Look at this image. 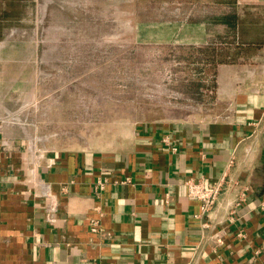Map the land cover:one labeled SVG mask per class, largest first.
Segmentation results:
<instances>
[{"label": "crops", "instance_id": "1", "mask_svg": "<svg viewBox=\"0 0 264 264\" xmlns=\"http://www.w3.org/2000/svg\"><path fill=\"white\" fill-rule=\"evenodd\" d=\"M201 66L197 106L134 125L123 147L67 146L0 121V264H264V46L249 63ZM231 160L198 220L183 181L212 186Z\"/></svg>", "mask_w": 264, "mask_h": 264}, {"label": "rangeland", "instance_id": "2", "mask_svg": "<svg viewBox=\"0 0 264 264\" xmlns=\"http://www.w3.org/2000/svg\"><path fill=\"white\" fill-rule=\"evenodd\" d=\"M18 9L0 39V121L99 150L197 106L202 61L236 54L222 18L240 16L243 40L264 34V0H22Z\"/></svg>", "mask_w": 264, "mask_h": 264}, {"label": "built area", "instance_id": "3", "mask_svg": "<svg viewBox=\"0 0 264 264\" xmlns=\"http://www.w3.org/2000/svg\"><path fill=\"white\" fill-rule=\"evenodd\" d=\"M160 142L170 152L175 153L177 151V147L170 143L168 136L163 135ZM232 162H233L232 160L229 162L227 169L222 173V175L212 186H207L203 178H188L183 181V186L186 195L189 198L196 200L199 204V211L195 216L198 220H202L204 217H208V215L212 212L213 208L215 207L220 195L222 194V192L224 191L227 185L228 169L232 166ZM114 183H120L122 185L130 184L131 180L129 178H125L124 180H116L114 181ZM97 188L99 190H103L104 181H98ZM241 197L244 199L245 195L241 194L240 198ZM239 205H240V199L235 203L234 206L235 208H237ZM235 208L231 212V215L229 216L230 222H234L235 220ZM201 225L203 227L208 226L205 222L201 223ZM89 230L91 233H95V234L99 233L101 231L99 222L93 219L90 220ZM236 237L243 238L244 234L242 233V231H239L236 233ZM255 254H258V251H256Z\"/></svg>", "mask_w": 264, "mask_h": 264}, {"label": "trees", "instance_id": "4", "mask_svg": "<svg viewBox=\"0 0 264 264\" xmlns=\"http://www.w3.org/2000/svg\"><path fill=\"white\" fill-rule=\"evenodd\" d=\"M22 0H10L0 8V39L5 34L6 27L18 22L21 17L19 4ZM221 19V18H220ZM239 19L238 14H232L221 19L220 24L230 29L231 40L228 43L230 49H235L236 54L234 58L227 57L225 62L235 63H249L252 56L264 46V34L253 36L251 38L243 40L239 31ZM217 24V23H216ZM212 61L215 59H211ZM219 62V60H218ZM220 62H223L220 60Z\"/></svg>", "mask_w": 264, "mask_h": 264}]
</instances>
